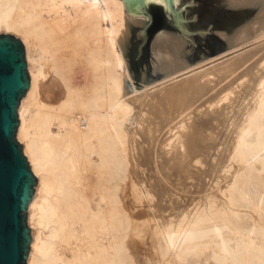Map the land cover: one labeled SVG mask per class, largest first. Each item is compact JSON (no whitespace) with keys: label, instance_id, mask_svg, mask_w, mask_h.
I'll return each instance as SVG.
<instances>
[{"label":"bare ground","instance_id":"6f19581e","mask_svg":"<svg viewBox=\"0 0 264 264\" xmlns=\"http://www.w3.org/2000/svg\"><path fill=\"white\" fill-rule=\"evenodd\" d=\"M174 1L161 5L169 16ZM234 1L262 4L227 38L238 50L264 37V0ZM126 13L123 0H0V32L21 38L31 80L17 130L38 179L26 264H138L130 236L146 227L159 264H264V54L208 92L264 44L198 72L166 35L153 60L160 79L138 90L121 43ZM51 87L55 104L43 97ZM205 95L229 103L200 113ZM212 176L228 180L217 186ZM176 182V192L204 194L177 199ZM133 195L142 210L127 204Z\"/></svg>","mask_w":264,"mask_h":264},{"label":"rangeland","instance_id":"374dc122","mask_svg":"<svg viewBox=\"0 0 264 264\" xmlns=\"http://www.w3.org/2000/svg\"><path fill=\"white\" fill-rule=\"evenodd\" d=\"M159 7L161 8V11L164 15L158 9H155L154 11H152L149 14V16L148 15H146V16H135V15H131L129 13H126L127 14L126 28L124 29V31H125L124 36L125 37L123 36L124 38H122V40L123 39L124 40L121 41V43H122V48H123L124 53H125L128 68H129L131 76H132V81L134 82V83L130 82L128 84L129 87H131V88L136 87V89H138V90H143V89H145V87L151 86L152 84H154L155 82H157L160 79L159 77L156 76V74L153 73V68H154L153 62L155 61V57H154L155 55L154 54L156 51V47L162 42V39L165 38L166 35L175 36L181 40V42L183 43V46H185V56L188 58L189 64L192 66L200 65V67L197 66V69H196V71H198V72L199 71L202 72V71H206V70L209 71L212 68L216 67L217 64H219V65L224 64L223 62H225V61H227V63L225 62V64H228L229 63L228 61L234 57L236 58L237 54H245L248 51H251L253 48L255 49L259 45L264 44V37H263L260 42L259 41L255 42L256 44H253V45L248 44L244 48L243 47H241V49L238 48V50L234 47H228V45H227V40L229 39V37H232V35H234L240 28H242L243 26H245L246 24L251 22V20L262 10V4L261 5H254V4L248 5V4H243V3L242 4H240V3L236 4V2L234 0H176V1L172 2L171 11H170L171 15L170 16L163 10V8L161 6H159ZM1 33L11 34V35H13V36H15L21 40V38L14 32L1 31L0 34ZM156 44H157V46H156ZM234 49H236V50H234ZM262 54H264V48L258 54L253 56L252 59H249L250 61H247V63L245 62L246 63V64L244 63L245 66H243L244 65L243 64L240 67L241 69L239 71L236 70L227 79L222 81L223 83L222 82L219 83L218 84L219 86L216 85L215 87H217V88L214 87L213 91H212V89L210 91H208V92H211L210 95L214 96L215 94H217V92H215L216 90L219 91L221 88H223L225 86V84L226 85L229 84L236 77H238L239 75H237V73L241 74V72L243 73L245 70H247L250 67L249 65L255 64V60L257 61V59H259ZM25 55H26V53H25ZM229 57H231V58L229 59ZM242 58H244V57H242ZM26 60H27V56H26ZM27 64H28V60H27ZM210 67H211V69H210ZM242 69H243V71H241ZM28 72L30 75L29 67H28ZM189 74H191V73H189ZM77 75H79V76H77V81L79 82V79L82 80V73L78 72ZM53 76H54V73H52L49 70L48 66H46V74H45V77L42 78V80H43L42 82L48 83L47 85H51ZM183 76H185V75H183ZM209 77L212 78L213 75L210 74ZM179 78H181V77H179ZM244 79L242 78L240 80L243 81ZM240 80H238V81H240ZM239 83H241V81L238 83H235L236 86L234 84V87H237V85ZM212 84L214 85V83H212ZM61 88H62L61 86L60 87L57 86V88H56L57 90L56 89L55 90L59 91ZM53 89L54 88L51 87L50 90L48 89L49 93L46 92L43 94L44 100L48 104H55L56 103L55 102L56 98L54 96H51ZM224 93L225 92H223V94ZM232 94L235 95V93H232ZM232 94H231V96L235 97ZM206 95L208 96L209 93ZM206 95H205V97L201 98L198 101L199 104L197 103V105L199 107L198 111L200 113H202V111H205V112L208 111V110H206L207 106H210L209 108H211V109H209V111H211V110L214 111L216 108H219L218 106L223 107L224 104L229 103V101H228L229 99H228L227 101H225V103L220 102L223 105H221V104L219 105V103L216 104V100H217V98H219V96L213 98V99H215L214 101H212V102L209 101V103H207L206 99H209V97H206ZM205 103H207V104H205ZM209 104H211V105H209ZM213 105H215V107ZM205 112H203V113H205ZM18 116L20 119L19 112H18ZM25 117H26L27 121L30 122L31 117H32V112L31 111L27 112L25 114ZM17 140L20 144L23 145V153L29 161V157L27 156V154L24 151V142L18 139V135H17ZM220 147H223V146L221 145ZM29 164H30V168L32 170L30 161H29ZM203 167L206 168V166H202V168ZM195 171H196L195 172V174H196L197 170H195ZM200 172H198V173H200ZM214 174L216 175V173H214ZM220 175H221V178L224 177L223 172L219 173V176ZM214 176H212L214 178V182H215V180H217V184H219V181L221 180V178H219L220 180L218 181V179H215ZM212 177H211V179H212ZM179 178H181V182L183 180V183H185L184 179L182 177H178L177 181H179ZM208 179H210V178L208 177ZM205 180H207V179L205 178ZM226 180H228V179H222V181H220L222 183V185H220L221 183L219 185H217V184H215L216 182L215 183L213 182V185L214 186H216V185L217 186H223V185H225ZM181 182H179V183L183 184ZM163 184L166 186H169L166 184L165 181ZM175 184L170 183V185L174 186V187L170 186L171 188L172 187L174 188L172 190L173 192L178 191L175 189V187H177V186H179V188H178L179 190L183 189L182 186L178 184V182H176ZM167 189H170V188L167 187ZM119 192H120V194H124V192H122V193H121V191H119ZM202 194H204V192H202L201 194H198V192L195 194L190 192V195H187V192L181 193L179 191L173 195H175L174 196L175 198L179 199L177 196H180V195H181L180 197H183V196L199 197ZM157 196H158L157 198H156V196L154 197L155 202H158V200H159V195H157ZM130 198L132 200H130ZM135 199H136V197L133 195L130 197L128 196V198H127L128 201L126 200L127 204L129 205L131 210H133V212H136L137 210H139V211L142 210V209H140L141 207L138 206L139 203L136 201L137 199L136 200ZM180 199H182V198H180ZM135 201L138 204L135 203ZM134 203H135V205H134ZM147 208H148V206L146 205V208H145L146 211L149 209V208L148 209ZM27 224L31 228V234H32V227H31V225H29L30 222H29L28 209H27ZM146 232L147 233L142 238L138 237V236H136V238L131 237L133 235L135 236V234L131 233V236H130L131 250L133 251V253H135L136 258H138L137 259L138 264H159L157 262L158 257H159L158 253L156 252V250H153L154 244H151V243H154V239H153V237H151V235H152L151 234V228L146 227ZM134 238H135V240H134ZM137 238H138V240H137ZM139 238H141V239H139ZM139 240H140V242H139ZM131 241H132V243H131ZM151 241H153V242H151ZM146 242H147V244H149V246L147 244H145ZM140 244H142V245L138 246ZM151 246H152V248H150ZM150 250H151V252H150ZM140 252H141V254H139ZM145 253H146V255H145ZM148 256L150 257V259ZM152 257H154V258H152ZM151 261H152V263H151Z\"/></svg>","mask_w":264,"mask_h":264},{"label":"water","instance_id":"95a60500","mask_svg":"<svg viewBox=\"0 0 264 264\" xmlns=\"http://www.w3.org/2000/svg\"><path fill=\"white\" fill-rule=\"evenodd\" d=\"M166 1L123 0L126 12L135 16H149L155 9L161 11L159 6ZM30 81L24 44L11 34L1 33L0 264H26L32 241L27 209L38 179L17 140L18 108Z\"/></svg>","mask_w":264,"mask_h":264}]
</instances>
